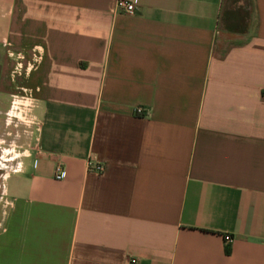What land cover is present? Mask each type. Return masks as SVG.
I'll use <instances>...</instances> for the list:
<instances>
[{
    "label": "crops",
    "instance_id": "1",
    "mask_svg": "<svg viewBox=\"0 0 264 264\" xmlns=\"http://www.w3.org/2000/svg\"><path fill=\"white\" fill-rule=\"evenodd\" d=\"M133 1L0 0V264H264V0Z\"/></svg>",
    "mask_w": 264,
    "mask_h": 264
},
{
    "label": "built area",
    "instance_id": "2",
    "mask_svg": "<svg viewBox=\"0 0 264 264\" xmlns=\"http://www.w3.org/2000/svg\"><path fill=\"white\" fill-rule=\"evenodd\" d=\"M116 6L119 10H122L126 13L133 14L137 10V6L133 0H117ZM23 92H17L12 95V99L10 102L9 109L5 112L4 118L6 122V129L4 132L5 139L13 136L18 139L21 138V135L25 134L31 136L35 127L37 126V120L34 115V109L36 107V100L28 90H22ZM138 113H142L143 109H138ZM18 140H10V149H6L8 151L3 150L0 156V165L4 168L8 169V166H12L15 161V166L13 165L11 168L16 167L15 171H18L21 168L22 162L21 158L26 155L27 150L30 149V146H26L25 149L23 147L16 145ZM0 143H6V140L0 139ZM16 149H19V153H16ZM21 151V152H20ZM11 163L12 165H8ZM94 169L98 173H102L104 171V166L101 163L96 164ZM9 173H4L0 175V182L4 180ZM64 178V166L59 164L56 168V179L63 180ZM0 187H2L0 185ZM4 192V190H3ZM2 192V193H3ZM225 241L231 243L233 241V237L229 234L225 235Z\"/></svg>",
    "mask_w": 264,
    "mask_h": 264
},
{
    "label": "rangeland",
    "instance_id": "3",
    "mask_svg": "<svg viewBox=\"0 0 264 264\" xmlns=\"http://www.w3.org/2000/svg\"><path fill=\"white\" fill-rule=\"evenodd\" d=\"M245 2H246V0H227L226 1V5H225L226 13L229 12L230 14H232V15L234 14L236 16L240 12V14L242 16H245V13L241 12V7L244 6L243 3H245ZM246 12H248V11H246ZM239 19L240 18H238V20ZM19 92H23L22 89ZM12 95H14V94H12ZM12 95H11V98H10V102H11V99H12ZM5 129H6V122H5V118L3 116V118L1 119V124H0V139L6 140V143H0V156H1L2 152H3V150L8 151L6 149H10L11 148L10 145H13V143H10V140L5 139V137H4ZM2 135H3V137H2ZM16 145H17V143H16ZM16 153L17 154L19 153V149H16ZM15 163H16V161L14 163H12V164L15 166ZM12 164L8 163V165H12ZM12 166H8V169H6V168H4L3 166L0 165V175L4 174V173H12V172H14L16 170V167L11 168ZM1 181L3 182V180H1ZM2 182H0L1 186L3 185ZM1 198H2V187H0V202H1ZM0 209H2V203H0Z\"/></svg>",
    "mask_w": 264,
    "mask_h": 264
},
{
    "label": "trees",
    "instance_id": "4",
    "mask_svg": "<svg viewBox=\"0 0 264 264\" xmlns=\"http://www.w3.org/2000/svg\"><path fill=\"white\" fill-rule=\"evenodd\" d=\"M227 20H228V26H227L228 29H230V30H239L240 29L241 30V28H239L237 22H235L236 18L234 16L228 18Z\"/></svg>",
    "mask_w": 264,
    "mask_h": 264
}]
</instances>
